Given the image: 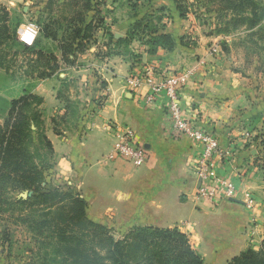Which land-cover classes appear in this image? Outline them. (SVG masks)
I'll list each match as a JSON object with an SVG mask.
<instances>
[{
    "label": "crops",
    "instance_id": "obj_1",
    "mask_svg": "<svg viewBox=\"0 0 264 264\" xmlns=\"http://www.w3.org/2000/svg\"><path fill=\"white\" fill-rule=\"evenodd\" d=\"M155 1L169 3L150 0L147 8L127 21H114L108 30L111 39L102 44L108 51L103 53L101 71L73 69L85 73L71 75L76 79H71L75 85L71 103L78 106L71 116V141H61L50 124L45 135L59 157L69 154L67 176L86 201L87 217L93 222L119 231L135 226L177 227L188 236L203 264H225L264 238V96L259 86L253 88L255 78L228 75L216 63L198 67L180 89L182 112L195 126L215 135L223 149L238 141L230 162L218 165L217 174L250 190L258 206L248 210L237 199L199 198L193 161L198 146L172 137L162 97L144 106L140 95L146 89L131 91L124 85L125 77L138 68L153 66L169 72L194 65L206 55L201 35L190 38H195L193 44H185L186 18L176 6L168 16L159 15L157 32L174 39L173 50L158 48L149 54L144 42L135 38L127 55L120 52L116 41L126 37L133 22L155 13ZM133 57L140 63H133ZM113 125L132 128L137 143L146 150L144 164L111 157ZM245 132H250V139L243 138Z\"/></svg>",
    "mask_w": 264,
    "mask_h": 264
},
{
    "label": "rangeland",
    "instance_id": "obj_2",
    "mask_svg": "<svg viewBox=\"0 0 264 264\" xmlns=\"http://www.w3.org/2000/svg\"><path fill=\"white\" fill-rule=\"evenodd\" d=\"M89 1L0 0V15L7 12L8 34L7 38L0 40V63L7 66H0V140L5 141L7 131L19 120L16 123L14 141H20L30 152H33V148L26 141H34V145L36 144L37 151L33 161L43 169L44 182L41 187L47 191L75 189L71 186V176H67L71 161H68L69 154L59 157L53 147L49 151L41 142L44 138L35 133L32 112L38 111L41 115L42 133L45 137V127L50 124L61 141H71V116L74 117L78 111V106L71 103V91L75 89L71 79L76 80L71 75L85 73L75 72L77 68L88 67L90 73L95 74L101 71V63L105 57L103 53L108 51L102 44L114 21H127L141 8H147L150 0H92L93 6L98 9L90 31L94 32L93 36L82 41V47L71 63L69 49L75 36L74 25H82L79 17L83 18L82 15L88 14ZM158 3L155 1L157 6L154 8L155 13L151 14L152 18L142 23L147 28L137 30L138 37L144 43L149 41L150 29L160 26L159 15L168 16L172 7L177 5L183 18H186L188 27L182 36L187 39L185 44H193L195 38H190L196 35L203 38L202 45L206 55L196 57H201L205 63L199 67L216 63L228 75L232 73L242 78L253 77L256 79L253 88L259 86L261 95L264 96V0H169V3ZM101 19L102 22L99 23ZM28 24L39 28L38 35L29 44L20 38L22 29ZM213 46L219 47L221 52L218 56H212V59L208 52ZM63 49L67 56L66 62L60 59ZM128 49V46H120L123 54L127 55ZM134 57L133 63H140ZM192 66L190 64L188 67ZM181 69L183 68L171 71ZM42 80L45 82L42 83ZM80 86L83 89V85L78 87ZM27 96V105H17L8 113L9 102ZM51 116L54 119L52 122L49 121ZM27 126L34 131H28ZM46 139L48 140L47 137ZM21 195L25 196L27 193L23 192ZM106 228L117 241L130 230ZM2 231L8 232L10 242L4 243L0 239V264H24L30 257L29 249L36 247L34 235L7 213L0 214V234ZM260 243L250 246L256 250Z\"/></svg>",
    "mask_w": 264,
    "mask_h": 264
},
{
    "label": "trees",
    "instance_id": "obj_3",
    "mask_svg": "<svg viewBox=\"0 0 264 264\" xmlns=\"http://www.w3.org/2000/svg\"><path fill=\"white\" fill-rule=\"evenodd\" d=\"M92 3L90 0L87 6L89 15L84 14L88 17H79L82 25H74L75 36L69 49L71 63L82 47V41L93 36L94 32L90 31L98 9ZM176 8L183 17L179 7ZM151 18V15L146 14L133 22L126 37L118 39L116 43L126 48L135 38L144 42L138 37L137 30L146 29L147 26L142 23ZM6 19L7 12H4L0 15V40L8 36ZM154 28L149 31V41L144 43L147 52L153 54L158 48L173 50L174 39L168 34H157L159 27ZM107 37H112L109 31ZM60 59L62 62L67 61L64 49L60 52ZM0 66H3L2 63ZM27 99L28 96L9 102L8 113L17 105H24ZM31 116L35 122V133L44 138L40 141L51 151L52 145L42 133L41 115L35 111ZM18 121L7 131L5 141L0 140V214L7 213L34 235L36 247L29 249L30 257L24 264H203L202 257L188 236L177 227L135 226L117 241L105 226L87 217V203L76 189L44 190L41 187L44 182L43 169L33 161L36 144L34 141H26L33 148V152H30L20 141H14ZM27 129L34 131L30 126ZM261 145L264 146V141H261ZM23 192L27 195H21ZM7 235V231L0 234L4 243L10 242ZM225 264H264V238L258 249L254 250L250 246Z\"/></svg>",
    "mask_w": 264,
    "mask_h": 264
},
{
    "label": "built area",
    "instance_id": "obj_4",
    "mask_svg": "<svg viewBox=\"0 0 264 264\" xmlns=\"http://www.w3.org/2000/svg\"><path fill=\"white\" fill-rule=\"evenodd\" d=\"M38 32L37 25L28 24L22 29L20 38L29 44L36 38ZM220 52L219 47L213 46L208 55L213 59ZM204 63L205 61L200 58L192 67L169 72L153 66L144 69L138 68L125 77L124 85L131 91L138 92L141 89H146L144 94L140 95L144 106H152L159 97H162L172 137L189 139L198 146L199 150L195 153L193 161L199 179L197 188L199 198L207 200L237 199L246 209L254 210L258 206V202L250 190L240 189L232 181L217 174L218 165L230 162L234 151L239 147L238 141H231L227 148L223 149L215 135L195 126L182 112L180 89L186 85L197 68ZM112 131L114 143L111 157L121 158L137 166L144 164L147 153L144 147L137 143L132 128L113 125ZM243 138L250 139V132H245Z\"/></svg>",
    "mask_w": 264,
    "mask_h": 264
}]
</instances>
